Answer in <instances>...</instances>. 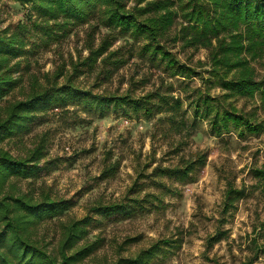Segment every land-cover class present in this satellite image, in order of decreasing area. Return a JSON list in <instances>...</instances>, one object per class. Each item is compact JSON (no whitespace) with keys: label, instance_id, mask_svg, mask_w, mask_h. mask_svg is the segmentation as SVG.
<instances>
[{"label":"rangeland","instance_id":"rangeland-1","mask_svg":"<svg viewBox=\"0 0 264 264\" xmlns=\"http://www.w3.org/2000/svg\"><path fill=\"white\" fill-rule=\"evenodd\" d=\"M195 2L98 0L86 20L77 23L64 16L42 17L31 1L0 0V38L17 40L19 54L0 61L1 76L15 82L0 102V114L10 102L33 93L35 81L39 88L75 96L74 102L39 112L28 130L0 145L15 157L26 156L45 140L36 178L30 182L12 178L9 189L15 186L20 191L16 194L45 190L52 198L71 201L64 215L34 227L35 236L49 250L59 245L65 224L88 216V242L98 240L99 245L80 264H114L169 238L181 239V247L160 253L153 264H242L253 256V239L264 222V188L257 173L264 169V131L243 136L232 126L217 135L209 120L194 114L195 102L207 96L222 99L224 107L233 102L248 115L258 112L256 117L264 119L259 92L255 98L228 99L214 75L220 69L213 55L232 59L239 44L245 49L249 45L235 41L246 26L234 28L223 9L216 10L211 2L210 12L197 24ZM166 17L169 26L152 21ZM215 19L226 22L218 37L208 38L205 46L185 41L194 25ZM137 25L140 35L135 37ZM156 28L161 30L155 37L160 41L147 37ZM149 46L159 50L155 54ZM260 54L254 57L244 50L242 55L256 80L264 79V52ZM6 56L0 53V60ZM238 72L230 71L227 77L239 76ZM126 95L142 102L153 95L152 102L158 101L159 107L149 119L123 109L102 118L83 101L87 96ZM6 116L4 112L2 117ZM183 117L188 124L195 123L190 130L173 126ZM203 153L206 163L184 179L162 171ZM230 185L242 188L244 195L225 212ZM113 203H127L130 209L113 215L97 210ZM219 230L224 237L208 246V238ZM131 237L137 240L126 244ZM258 263H264V253Z\"/></svg>","mask_w":264,"mask_h":264},{"label":"trees","instance_id":"trees-1","mask_svg":"<svg viewBox=\"0 0 264 264\" xmlns=\"http://www.w3.org/2000/svg\"><path fill=\"white\" fill-rule=\"evenodd\" d=\"M21 2H33L34 9L41 11V16H49L51 20H55L61 16L66 19L80 23L86 20L89 15L88 10L97 6L98 0H19ZM207 1V2H205ZM197 0L194 4L197 15L194 17L196 23L199 19L204 18L210 12V2L218 8L223 9V15L226 22L232 21L231 25L241 30L242 25L246 26L244 32L240 31L236 42L240 43L245 40L249 41V45L239 44L235 48V58L227 59L216 58L213 55V63L219 67L214 74L227 92L228 99L232 97H251L255 98L259 92L261 105L259 109L264 110V79L256 80L253 77L254 70L249 67L248 61L242 57L243 51L246 50L255 57L264 52V0ZM93 8V9H94ZM169 17L165 20L152 19L155 24H163L169 26ZM172 22V19H171ZM225 21L214 20V23L202 21V26L194 25L187 43H194L197 46L206 44L208 38L218 37L222 30L220 26L226 25ZM229 22V23H230ZM126 24L129 22L125 21ZM173 23V22H172ZM131 26L128 25L126 29ZM139 25L136 26L135 37L140 35ZM150 26L145 25L146 30H150ZM151 31L147 36L154 41L161 31ZM252 33V35H249ZM187 35V34H186ZM162 35H159V37ZM17 40L5 41L0 38V53L6 54V58L0 61H8L12 58L19 57L16 48ZM205 46V45H204ZM209 46V45H207ZM156 54L159 48L149 46ZM13 51V52H12ZM237 51V52H236ZM231 51L225 49V53ZM261 55V54H260ZM10 56V57H9ZM232 61L233 63H231ZM122 62V60H117ZM213 64V65H214ZM219 64V65H218ZM183 67V66H182ZM184 68V67H183ZM221 68H225L223 71ZM3 64L0 62V71ZM233 70H239V76L228 78L227 75ZM241 73H243L241 75ZM2 74V73H1ZM0 74V102L14 88L13 79H8L5 75ZM222 76V77H220ZM225 77V78H223ZM35 88L33 93L26 95L24 99L10 102L3 113L7 115L3 118L0 114V145L8 138L21 135L29 129V122L33 121L37 114L47 110L50 107H58L63 104L74 102L75 96L66 95L67 93L53 88H39L37 82H34ZM153 95L148 101L142 102L137 98L128 95L114 97H84L83 101L89 106L100 111V117L107 116L111 111L119 109L130 110L140 116L142 114L147 119L151 118L159 107V102H152ZM154 99V98H153ZM167 99V98H166ZM169 102V101H168ZM174 108V105H173ZM195 116L203 117L209 120L212 130L221 135L224 131L231 130L234 126L239 130V134L245 136L247 133H261L264 131V119H260L258 112L254 115H248L242 110L240 111L233 102H229L227 106H223L222 99L215 97L203 96L195 102ZM2 115V116H1ZM196 120V118H194ZM195 123L188 124L183 117L178 121H173V126L180 130H190ZM45 140H42L34 148L30 149L26 156H14L10 151L0 146V264H80L86 258L92 255L97 249L99 242H88L89 230L87 225L89 217L74 220L64 225L62 238L59 245L54 250L49 248L42 242L39 236H35V229L45 221L58 219L66 213L71 207V201L67 198H52L49 191L43 190L42 194L34 191L30 193L16 194L18 191L15 186L9 189L12 178H21L27 181H33L42 169L40 161L45 155ZM207 160L205 153L200 154L197 159L189 160L181 167L167 168L162 171L169 173V176L179 178L188 177L198 165H204ZM36 171V172H35ZM261 179L262 188H264V169L257 170ZM32 178L31 180H29ZM244 195L242 188H236L234 185L228 187L225 200V212L230 211L237 199ZM127 203H113L98 207V211H104L107 215H113L119 212H127L130 208ZM128 213H132L128 212ZM256 238L253 239V256L245 260L242 264H256L260 253H264V222L259 227ZM225 232L219 230L216 234L208 238V246H213L224 237ZM258 236V237H257ZM263 239V244H260ZM136 237L126 240V244L136 241ZM83 242V243H82ZM182 240L179 238H169L156 241L149 248L143 249L135 256L120 257L114 264H153V260L162 252H169L173 248H179ZM264 264V263H258Z\"/></svg>","mask_w":264,"mask_h":264}]
</instances>
